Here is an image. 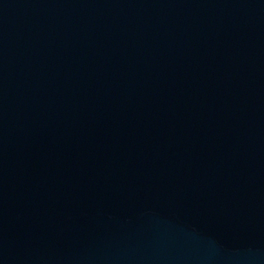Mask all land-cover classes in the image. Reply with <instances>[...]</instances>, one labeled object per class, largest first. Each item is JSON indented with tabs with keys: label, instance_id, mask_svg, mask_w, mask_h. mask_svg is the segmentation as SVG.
<instances>
[{
	"label": "water",
	"instance_id": "water-1",
	"mask_svg": "<svg viewBox=\"0 0 264 264\" xmlns=\"http://www.w3.org/2000/svg\"><path fill=\"white\" fill-rule=\"evenodd\" d=\"M0 264H264V0H0Z\"/></svg>",
	"mask_w": 264,
	"mask_h": 264
}]
</instances>
